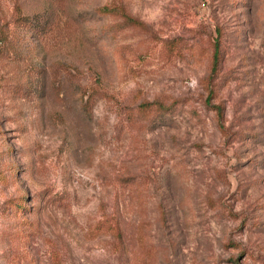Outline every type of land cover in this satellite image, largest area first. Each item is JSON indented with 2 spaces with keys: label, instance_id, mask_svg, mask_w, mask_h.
<instances>
[{
  "label": "rangeland",
  "instance_id": "rangeland-1",
  "mask_svg": "<svg viewBox=\"0 0 264 264\" xmlns=\"http://www.w3.org/2000/svg\"><path fill=\"white\" fill-rule=\"evenodd\" d=\"M0 264H264V0H0Z\"/></svg>",
  "mask_w": 264,
  "mask_h": 264
},
{
  "label": "trees",
  "instance_id": "trees-1",
  "mask_svg": "<svg viewBox=\"0 0 264 264\" xmlns=\"http://www.w3.org/2000/svg\"><path fill=\"white\" fill-rule=\"evenodd\" d=\"M99 13L101 14H108V13H114L115 11H118L121 15L122 18H124V20L126 21H130L134 24H138L139 22H137L136 19L132 18L131 16H129L125 11L124 8L120 5L115 6L114 4L112 6H105L103 8H100L97 10ZM214 54H213V61H212V66H211V71L209 76L205 79V83H208L209 86H206V90L208 91V100L206 101V106H211V108L216 112V116L218 118V120L221 118L222 116V106L221 104H217L215 106L209 104V98L214 95V88H212L213 83L212 81V77H214L218 72H216V68L219 64L220 61V54L217 51V49L214 50ZM177 101H175L174 103L170 104V105H163L162 103L158 102V101H150V102H143L141 103L138 107H137V111L136 114L139 117V119L141 121H161L166 115H172L174 110H176V105H177ZM219 127L222 128V125L219 123ZM223 129V128H222ZM110 230V226L107 227ZM115 232H116V236L117 238L120 240L121 239V228L118 224H115L114 226Z\"/></svg>",
  "mask_w": 264,
  "mask_h": 264
}]
</instances>
